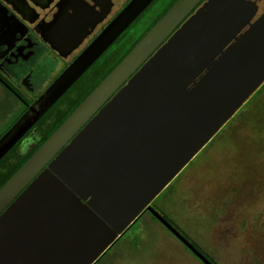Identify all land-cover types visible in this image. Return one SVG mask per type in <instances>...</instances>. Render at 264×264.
Segmentation results:
<instances>
[{
  "label": "water",
  "instance_id": "water-1",
  "mask_svg": "<svg viewBox=\"0 0 264 264\" xmlns=\"http://www.w3.org/2000/svg\"><path fill=\"white\" fill-rule=\"evenodd\" d=\"M149 1L62 70L0 136V159ZM197 1L178 0L0 186V264H94L144 210L214 264L151 202L264 82V12L249 23L252 1L208 0L173 31Z\"/></svg>",
  "mask_w": 264,
  "mask_h": 264
},
{
  "label": "rangeland",
  "instance_id": "rangeland-1",
  "mask_svg": "<svg viewBox=\"0 0 264 264\" xmlns=\"http://www.w3.org/2000/svg\"><path fill=\"white\" fill-rule=\"evenodd\" d=\"M144 24L143 18L134 21L106 52L118 55L143 32ZM18 88L32 97L23 86ZM257 90L151 202L214 264H264V82ZM21 110V101L0 84V136ZM52 118L48 115L44 126ZM96 264L204 263L143 212Z\"/></svg>",
  "mask_w": 264,
  "mask_h": 264
},
{
  "label": "flooded vegetation",
  "instance_id": "flooded-vegetation-1",
  "mask_svg": "<svg viewBox=\"0 0 264 264\" xmlns=\"http://www.w3.org/2000/svg\"><path fill=\"white\" fill-rule=\"evenodd\" d=\"M130 1L0 0V84L21 101L24 108L22 114ZM207 1L198 0L175 25L173 31ZM250 1L256 6L249 21L253 23L264 12V0ZM177 2L178 0H150L108 47L115 44L134 21L138 24L140 18H143L145 33L138 37L139 41ZM157 8L162 11H157ZM249 26L248 23L245 24L237 36ZM233 41L234 39L230 43ZM52 43L64 48H74L68 52L63 50L62 53H66L63 55L52 47ZM59 62L63 63L61 68L38 92L39 85ZM19 86H23L32 97H25ZM42 116L17 141V152H25L30 143L36 142L26 153L30 155L42 143H39L45 129L41 123Z\"/></svg>",
  "mask_w": 264,
  "mask_h": 264
},
{
  "label": "trees",
  "instance_id": "trees-1",
  "mask_svg": "<svg viewBox=\"0 0 264 264\" xmlns=\"http://www.w3.org/2000/svg\"><path fill=\"white\" fill-rule=\"evenodd\" d=\"M144 33L145 32L143 31L140 35H138V37H141ZM123 35H124V33H123ZM138 37H137V39L135 38V39L131 40V42L126 46V48H124V50L122 52H120L118 55L112 54V53H115L113 51L111 52V54H109L105 50L87 68V70L71 85V87L68 88L67 91H65V93H63V95L61 97H59V99L54 103V105L42 116L43 120L41 121V123L45 129L43 128L44 129L43 130V137L40 139L39 143L43 142L58 127V125L74 110V108L86 97V95H88V93L133 48V46L135 45V43L139 39ZM113 46L116 47L115 44L111 45L110 47H113ZM110 47H108V48H110ZM87 71H88V74H86ZM259 90H257L254 94H252V96L245 102V104L250 99L254 98L256 96V93H258ZM23 110H24V108H23ZM23 110L20 111V113L15 118L14 122L22 114ZM48 112H49V114H48ZM48 115H52L53 118L49 124H46L44 126L43 123L45 122ZM15 148H16V145H14L0 159V186L20 167V165L29 156V154L22 155L21 152H17ZM143 212H148V211L144 210ZM140 215L138 216V218L140 217ZM151 216L154 219H156L152 214H151ZM116 240L114 242H116ZM107 250L97 259V261L94 264H96L104 256V254L107 252Z\"/></svg>",
  "mask_w": 264,
  "mask_h": 264
}]
</instances>
